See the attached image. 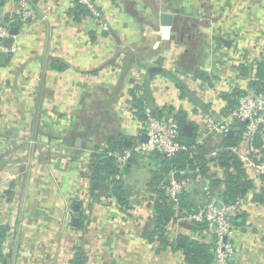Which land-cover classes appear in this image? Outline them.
I'll use <instances>...</instances> for the list:
<instances>
[{
  "label": "crops",
  "instance_id": "crops-1",
  "mask_svg": "<svg viewBox=\"0 0 264 264\" xmlns=\"http://www.w3.org/2000/svg\"><path fill=\"white\" fill-rule=\"evenodd\" d=\"M19 2L0 0V17L16 13ZM95 4L100 19L77 18L75 0H37L11 45L4 42L10 50L0 52L7 59L0 62V232L7 227L0 264H71L78 248L83 264H187L182 249H160L145 236L155 224L160 163L145 153L127 162L128 208L105 186L90 192L87 164L96 149L143 137L130 89L145 79L155 107L185 111L189 136L197 138L206 117H222L220 93L247 87L264 51V0ZM161 7L175 17L169 39L155 27ZM203 139L210 157L217 141ZM200 187L188 186L190 199L205 200ZM260 187L254 181L243 198L248 225L236 231L232 264H264V204L251 201ZM181 223L191 226L167 225L170 240L201 237Z\"/></svg>",
  "mask_w": 264,
  "mask_h": 264
},
{
  "label": "trees",
  "instance_id": "trees-1",
  "mask_svg": "<svg viewBox=\"0 0 264 264\" xmlns=\"http://www.w3.org/2000/svg\"><path fill=\"white\" fill-rule=\"evenodd\" d=\"M37 0H29L33 7ZM78 10L76 14L82 16L88 14L89 11L86 6L75 1ZM17 17V14L6 15L0 17L1 21H10L11 18ZM10 27H13L17 31L20 30L21 23L15 19L9 23ZM7 59L0 60L3 62ZM207 76L205 75L204 78ZM209 80V79H208ZM147 80L141 85H136L130 89L131 99L130 105L133 108L135 115L144 121L147 117L146 109H149L151 115L156 117H166L167 115H173L180 125V140L189 148L177 152L174 157L163 156V153L153 151L147 154L153 160L160 163L157 172H154L152 187L156 194V199L153 200V211L155 224L154 228L147 230L145 236L149 239H155L158 243V247L172 249H182L184 253V260L187 264H216L215 262V244L213 236L207 237L206 228L207 222H192V231L199 232L201 237H189L182 235L186 238V243L183 246L177 244V237L170 240L167 236V225L171 222L177 221L178 218L185 215L196 213L200 207H203L204 201L198 202L190 199L187 195V191H183L178 195V202L173 203L168 199L166 194L165 185L168 184L169 174L173 173V176L178 179H193L196 181L197 177L208 179L210 188L216 189L219 193L216 195L225 203H234L239 198H245L250 191L254 188V182L250 179L242 167L241 162L238 159L236 153L229 149L230 146L236 145L241 139L242 131L245 124L240 121L234 123L235 131L231 136L225 135L221 140V147L217 151L213 160L220 166L224 174L211 173L207 165L208 158L204 152V146L196 143V137L194 135L188 136L183 133L182 127L185 124V111H178L173 113L171 107L157 108L153 105L150 98L149 91L147 89ZM181 87L182 96H189L194 98L192 92L186 89L182 84ZM249 85L256 87L257 89H264V52L261 55V59L256 62L255 78L249 80ZM235 92H221L220 96L226 100V105L222 109L223 115H226L232 111L238 102V95L241 90ZM171 112V113H169ZM260 141H256L259 144ZM125 146L121 141L113 142L109 147L96 149L92 153L90 161L87 164L86 172L90 181V192L104 187L108 189L109 195L113 196L117 203L121 207L128 208L129 199L126 197V184L122 179V174L128 172V163L120 167L113 157V152L123 151ZM133 155L130 157V159ZM129 159V161H130ZM263 186L259 191L253 192L251 195V201L255 203L264 204V174L260 176ZM111 186L108 188V186ZM215 192V191H214ZM216 193V192H215ZM248 213L246 210H240L238 215L233 217L232 223L235 230L244 232L248 223ZM7 230L6 226L1 227L0 239H3ZM206 236V237H205ZM1 246V245H0ZM2 254L0 251V259ZM86 260L85 252L78 248L71 264H83ZM5 261V259L3 260ZM232 264V261L230 262Z\"/></svg>",
  "mask_w": 264,
  "mask_h": 264
},
{
  "label": "built area",
  "instance_id": "built-area-1",
  "mask_svg": "<svg viewBox=\"0 0 264 264\" xmlns=\"http://www.w3.org/2000/svg\"><path fill=\"white\" fill-rule=\"evenodd\" d=\"M75 1L85 5L91 16L100 19L101 11L95 4V0ZM32 10L29 0H20L19 10L16 12L17 17H12L11 20L17 19L21 24H26L30 20ZM10 21L4 22L0 20V52L10 50L4 46L5 39L10 36L13 37L10 34ZM103 27L105 28L106 26L103 24ZM260 59L261 55L251 66L250 79L255 78L256 62ZM146 115L147 117L143 121V135L146 136V140L137 139L135 143L123 149V151L113 152L112 155L119 166H124L135 153L158 151L171 156L189 148L186 143L180 140V125L173 115L156 117L151 115L149 109H146ZM236 121L243 122L245 126L239 142L236 145L230 146L229 149L236 153L248 177L253 182L259 181L262 187L263 182L260 176L264 174V89H257L248 85L239 94L237 105L232 111L218 118L212 116L206 117L202 131L199 130L196 143L203 145L205 143L204 136L215 137L217 141L216 150L213 151L210 157H207V165L211 173L219 174L212 170L216 168L223 175V169L213 159L221 147L222 138L230 130L235 131L234 123ZM258 140L260 143L256 144ZM193 182H201L200 188H202L203 195L205 196L204 205L196 213L178 218V224L181 225V222L192 223L205 220L207 222L206 235L207 237L213 236L214 238V259L216 264H230L236 252L234 241L236 230L232 219L238 215L240 210H243V198H239L234 203H225L216 196L219 192L216 189L212 190L210 188L208 179L197 177L196 181L193 179L178 180L173 176V173H170L168 184L165 185L168 199L173 203H177L178 195L183 191H187L188 186Z\"/></svg>",
  "mask_w": 264,
  "mask_h": 264
},
{
  "label": "water",
  "instance_id": "water-1",
  "mask_svg": "<svg viewBox=\"0 0 264 264\" xmlns=\"http://www.w3.org/2000/svg\"><path fill=\"white\" fill-rule=\"evenodd\" d=\"M156 17H158V20H157L158 22L156 23L155 27L160 29V31H161L160 38L161 39H169L170 35H167V33L171 31L172 26L175 24L174 15L172 13L168 12L166 7H161V9H159L158 15H156ZM15 31H16V29L11 28L10 29V34L14 35ZM4 42H5V44L7 46H10L11 43H12V37L10 36V37L6 38ZM242 70L246 71L247 68L246 67H242ZM182 130H183V133L185 135L189 136V135L192 134V127L189 126L188 124L183 125ZM233 133H234V131L230 130L227 133V135L231 136V135H233ZM141 139L143 141H145L146 140V136L143 135V137ZM123 144L125 145V147H129V145H130L129 143H126V142H123ZM163 156L166 157L167 155L165 153H163ZM170 157H174V155H171ZM73 222L76 223L77 222L76 219H74ZM180 224L185 226V227L187 226V228H189L191 226V225H188V224H185V223H180ZM185 243H186V238L185 237L180 236V237L177 238V244L179 246H183V245H185Z\"/></svg>",
  "mask_w": 264,
  "mask_h": 264
}]
</instances>
